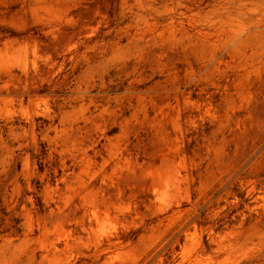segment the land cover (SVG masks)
<instances>
[{
	"label": "rangeland",
	"instance_id": "1",
	"mask_svg": "<svg viewBox=\"0 0 264 264\" xmlns=\"http://www.w3.org/2000/svg\"><path fill=\"white\" fill-rule=\"evenodd\" d=\"M0 264H264V0H0Z\"/></svg>",
	"mask_w": 264,
	"mask_h": 264
}]
</instances>
